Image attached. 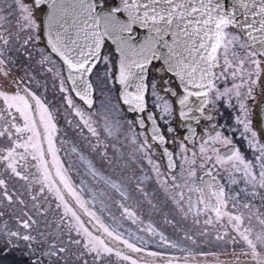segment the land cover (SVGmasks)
<instances>
[{"label": "rangeland", "instance_id": "374dc122", "mask_svg": "<svg viewBox=\"0 0 264 264\" xmlns=\"http://www.w3.org/2000/svg\"><path fill=\"white\" fill-rule=\"evenodd\" d=\"M9 1L0 0V64L36 102L54 174L98 230L143 255L264 254V134L257 122L264 61L246 54L237 31H226L220 53L224 95L214 112L221 136L209 147L178 134L176 106L161 90L156 69L151 71L149 103L177 156L174 179L146 131L120 104L116 56L104 50L92 76L95 107L86 110L44 44L41 12L28 0L11 7ZM231 142L238 143L241 161L218 159V147ZM191 149L197 166L203 163V170L227 185L220 211L209 217ZM0 264L248 263L202 258L152 263L110 247L53 178L26 97L0 85Z\"/></svg>", "mask_w": 264, "mask_h": 264}, {"label": "water", "instance_id": "95a60500", "mask_svg": "<svg viewBox=\"0 0 264 264\" xmlns=\"http://www.w3.org/2000/svg\"><path fill=\"white\" fill-rule=\"evenodd\" d=\"M2 1V0H1ZM33 6L41 12L42 36L44 44L49 53L53 55L62 65L63 76L68 85L69 91L74 100L79 102L86 110H93L96 103L95 86L91 80L95 68L99 65L104 49L83 48L79 45L72 46L64 42L59 35L61 29L53 7L55 0H28ZM11 5H15V0H10ZM243 6L237 7V15H229L223 22L215 24L207 29L198 39V46L193 56L183 63L177 69H168L167 66L161 69L163 78L161 80V90L167 94L170 99L176 103V116L178 118V128L183 130L184 141L195 140L202 145L209 147L215 144L221 136V129L216 126L214 107L218 104L224 95V90L220 87L218 75L220 73V53L225 43V34L228 32L239 31L245 41V46L249 50L246 54L260 56L264 61V0H242ZM229 8L231 3L229 0ZM240 36V35H239ZM241 49V44H237ZM241 45V46H240ZM114 47V46H113ZM243 47V46H242ZM243 49V48H242ZM255 53V54H254ZM114 82L117 86V95L120 104L126 112L133 116L136 126L145 130L150 143L159 150L166 171L172 178L178 177V162L175 152L169 144L166 132L163 131L157 113L151 108L147 101L150 97L148 90V75L152 65L135 68L127 63H122L119 54H116ZM254 59V58H253ZM158 63L156 61L153 62ZM246 73V71H244ZM171 75H174L171 76ZM232 75V74H231ZM244 76V75H243ZM247 76H250V72ZM176 79V80H175ZM172 80V83H171ZM177 81V82H176ZM175 82V83H174ZM178 83V84H177ZM0 85L4 90L10 92H19L26 97L30 104L31 114L38 130L41 146L46 158L48 168L63 191L68 202L75 207L82 216L86 225L98 236H100L110 247L116 251L134 256L139 261L144 262H166L170 259L176 260H221L244 262L248 264H264V254L256 253H228L221 255H194L164 257L161 255H143L134 252L130 248L116 243L107 235L98 230L96 225L90 219H87L80 209L74 205L69 195L63 190V187L56 178L53 167L48 157V151L45 142V133L41 126L37 105L30 93L19 84L17 78L0 64ZM233 86L232 84L230 87ZM233 89V87H232ZM159 90H156V94ZM237 91V90H236ZM211 97V105L208 106ZM241 105V104H240ZM246 104H242V107ZM257 122L259 128L264 134V99L261 100L258 108ZM214 119L213 127L203 125L202 133L198 132V124L201 120L209 122ZM177 131V128H175ZM174 129V130H175ZM195 149H191L193 164L197 166L198 159L194 156ZM216 156V151L212 149ZM218 159L229 161L232 158L241 161L237 152V145L228 143L218 147ZM204 164L197 166L198 172H194L195 183L202 191V196L210 213L206 217L216 214L221 209L219 198L226 192V187L222 185L219 175L210 170H203Z\"/></svg>", "mask_w": 264, "mask_h": 264}, {"label": "snow or ice", "instance_id": "6c2138e0", "mask_svg": "<svg viewBox=\"0 0 264 264\" xmlns=\"http://www.w3.org/2000/svg\"><path fill=\"white\" fill-rule=\"evenodd\" d=\"M230 3L231 8L229 0H55L53 7L65 43L103 47L130 67L177 69L207 29L243 6L242 0Z\"/></svg>", "mask_w": 264, "mask_h": 264}, {"label": "flooded vegetation", "instance_id": "af4514ba", "mask_svg": "<svg viewBox=\"0 0 264 264\" xmlns=\"http://www.w3.org/2000/svg\"><path fill=\"white\" fill-rule=\"evenodd\" d=\"M158 69H159V71L161 72V68H158ZM171 83H172V80H171ZM174 83H175V82H174ZM210 105H211V97H210L209 105H208V106L210 107ZM203 125H205V126H207V127H213V125H214V119L211 120V121H209V122H206L205 120H201L200 123L198 124V132H199V134L202 133L201 127H202ZM180 132H181L183 135L185 134V132H184L183 130H181V129H180ZM219 178L221 179V181H223L222 178H221V176H220Z\"/></svg>", "mask_w": 264, "mask_h": 264}]
</instances>
